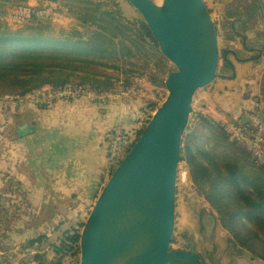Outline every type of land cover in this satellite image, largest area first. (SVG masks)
<instances>
[{
  "label": "water",
  "instance_id": "obj_1",
  "mask_svg": "<svg viewBox=\"0 0 264 264\" xmlns=\"http://www.w3.org/2000/svg\"><path fill=\"white\" fill-rule=\"evenodd\" d=\"M127 1L140 14L174 70L164 80V99L116 164L88 211L79 233L77 264H208L193 251L171 250L170 242L175 225L179 152L193 114L194 96L213 81L229 77L217 72L216 29L204 0ZM235 20L243 26L233 31L243 49L252 54L240 58L237 49L232 48L226 53L242 64H260L263 46L248 47L246 43L249 18ZM224 59L235 75L232 61L226 56ZM247 121L248 116H244L240 124ZM34 127L35 120L24 132ZM213 222L216 225L214 216ZM234 248L228 243L221 257H239Z\"/></svg>",
  "mask_w": 264,
  "mask_h": 264
},
{
  "label": "rangeland",
  "instance_id": "obj_2",
  "mask_svg": "<svg viewBox=\"0 0 264 264\" xmlns=\"http://www.w3.org/2000/svg\"><path fill=\"white\" fill-rule=\"evenodd\" d=\"M204 2L205 5L208 6L207 8H209L210 5L208 0H204ZM95 5L98 7V10L111 9L117 16H122L128 21H142L140 14L128 3L127 0H0V20L11 30L26 28L23 32L27 33L30 31V28L42 27L46 34L54 36L59 40L62 38L73 37L75 41L79 36L84 39L87 38L91 31L95 29L91 24L82 25L80 19L81 16L86 15L89 12V9ZM248 8L254 9L255 11L257 10L255 14L264 11L263 5L256 0H252L251 7ZM208 10L218 37L219 61L217 72L221 74L225 71L224 69H227L228 67L224 59L225 56L233 62L236 61L234 60V56L230 53H226L228 48L237 49V55L240 58L250 56L251 52L247 49H243L239 37L234 34V31L230 26L229 20L222 17V11L218 14V12L213 9L209 8ZM248 10L249 9L244 10L243 14L247 13ZM71 32H74L73 36ZM79 33H81V35ZM138 43V51L134 57L119 59L111 64V66H96L92 71L95 73L97 79H114L116 85L111 89L112 91L117 92L121 89L126 91L129 95H136L142 88L145 89L147 86L144 81H151L153 84L160 87L157 96L154 98L156 101L153 102V105L155 104L156 108L166 95L164 80L168 73L174 70V66L161 54L157 45L155 46L147 36L138 38ZM250 62L252 64L256 63V61ZM216 81L217 80L213 81L206 88L198 90L194 96L192 104L193 114L190 117L189 124L185 131V134L191 136V138H187V140L191 145L193 153L197 148V145L204 146L207 149L215 146L217 150H223L222 147L215 145L214 140L208 138L213 136L214 133H211L203 126L201 116L217 121L222 127H224L223 125L227 122L240 124V121L244 117V114H241L239 119L230 121L217 112L219 106L217 101H200L199 98L202 95V91L208 89V87ZM106 92H108V90ZM18 99L19 98L16 96L9 95L0 97V264H21L20 261H23L30 256V252H24L20 245L28 240V236L38 235L40 230L33 231L32 223L37 222V227L43 229V226H48L47 221L49 219L45 218L46 213H44L38 219H36V217L35 220H31L32 216L35 217L37 215L38 205L35 207L34 212L29 208V202L26 195L27 192L23 190L24 187L22 186L23 180L26 183H29V181L32 183L33 178H36L35 172H38L36 168H38L39 161L44 159L43 152L45 151L43 147V149H41L39 142L45 139L40 138L41 136H38V132L33 130L31 132L21 133L22 135L20 136L23 137L20 139L11 140L8 132H6L7 126L10 124L13 116L22 109H29L27 104L23 106L19 101H15ZM33 102L36 106H46L45 103L39 102L37 96H34ZM12 107L16 110L12 111ZM153 111L149 112V115H145L144 119L146 116L148 119ZM45 132L46 130L43 129L42 133ZM227 139L231 141L229 137ZM28 141H30L31 144H29ZM188 141H185V143H188ZM220 141H223V139L218 140V142ZM236 146L237 147L232 148L235 151V154L244 160L245 165H249V159L251 158L249 154V156L247 155L248 152L241 145L236 144ZM241 151H244V155L241 154ZM28 167L33 168L34 170L32 169L31 172H29ZM113 169L114 166L111 171ZM185 169L187 170L185 164L179 162L176 183V214L174 231L170 242L171 250H176L180 247H187V239H190V242L191 239H196L201 243V236L198 228L199 214L202 210L212 213L214 219L218 221L216 212L213 211L208 203L194 191L188 171L187 175L184 172ZM46 172H48V170ZM109 175L104 179L98 193ZM55 186L57 188H54V190L57 191L59 195L61 194L66 201L57 202L54 204V207L50 204L42 209L44 212H46L47 209L51 212L56 208L65 209L67 205H69L70 208L74 205V187L68 189V191H60V188L63 186ZM64 186L66 187L69 185ZM68 199H70V201ZM94 201L95 200L93 199L90 204L94 203ZM90 204L87 206H90ZM38 214H40L39 211ZM87 215L88 211H85L82 214V218L79 220L84 222ZM57 219L59 220V218ZM57 219L55 220L54 225L57 224ZM38 220H41L42 222L41 227H39ZM51 227L53 226H50V228ZM55 227H57V225ZM241 227L243 228V225H241ZM65 232L66 231L52 233V235L47 237V242H43L41 247L39 246L37 249L42 250V248H46L45 251L47 252V244L50 246L58 244L61 236L65 238ZM215 242L217 243V247L221 254H223L224 249L227 248V245L230 242L235 246L234 254L237 252L240 253L244 250L231 238L228 232L224 230L220 224L217 227ZM23 253H27V256H22ZM216 257L217 262L219 258L218 256ZM57 258L58 256H55L51 247L47 260L55 262ZM77 263L78 255L77 258H75V262L74 258L70 257L64 260V264ZM250 263L251 260L249 257H240L239 264ZM253 263L264 264L262 260H255Z\"/></svg>",
  "mask_w": 264,
  "mask_h": 264
},
{
  "label": "trees",
  "instance_id": "obj_3",
  "mask_svg": "<svg viewBox=\"0 0 264 264\" xmlns=\"http://www.w3.org/2000/svg\"><path fill=\"white\" fill-rule=\"evenodd\" d=\"M80 19L82 25L91 24L95 29L87 38L79 36L75 41L73 37L59 40L46 34L42 27L30 28L27 33L23 32L26 28L11 30L0 20V97L24 98L37 91L67 86L98 93L110 91L116 81L97 79L92 71L94 67L111 66L119 59L134 57L139 47L138 38L147 36L156 46L143 21H128L111 9L98 10L95 5ZM71 33L73 36L74 32ZM155 106L149 102V112ZM40 107L46 108L45 105ZM147 120V117L142 120L136 138ZM201 121L214 133L208 138L223 150L197 145L193 153L187 140L191 136L185 134L179 162L185 164L196 194L216 212L220 226L251 259L264 261V171L249 157V165H245L232 149L237 143L227 139L217 121L203 116ZM221 139L223 141L218 142ZM241 154L244 155V151ZM82 225L83 221L78 223L77 229H68L58 244H47L48 250L52 247V252L58 256L55 262L47 260L46 248L37 249L47 242L46 235L29 238L20 247L35 249L29 259L37 264H64L65 259H75L79 254Z\"/></svg>",
  "mask_w": 264,
  "mask_h": 264
},
{
  "label": "crops",
  "instance_id": "obj_4",
  "mask_svg": "<svg viewBox=\"0 0 264 264\" xmlns=\"http://www.w3.org/2000/svg\"><path fill=\"white\" fill-rule=\"evenodd\" d=\"M251 1L208 0L209 8L218 12V14L222 11V17L229 20L233 30H238L243 26L241 21L235 22L236 18L248 17L247 25L250 29L246 33L247 46L253 45L259 48L261 45L264 53V11L255 14L257 10L248 8L251 7ZM243 8L244 10L249 9L247 13L243 14ZM235 62L232 61L235 75H232V71L228 66L221 74L229 77L218 79L208 89L202 91L200 101H217L218 111L216 108L215 110L230 121L239 119L241 114L249 116L250 113L254 112H260L264 117V57L257 65L251 64V62L244 64ZM144 83L147 86L145 89L142 88L136 95L122 92L107 101L83 96L71 101H55L49 105L46 104V108H42L40 105L36 106L33 102L34 96L38 92L19 98L20 100H15L22 103L23 106L27 104L29 109L18 111L12 120L24 117V120L26 119L28 122L23 121L22 123H25L23 127H32L33 120H35L34 131L38 132L40 138L45 139L39 142L41 149L44 148L45 151L43 152L44 159L39 161L38 168H36L38 170V172H35L36 178H33L32 183L22 181L23 190L27 192L29 208L34 212L35 207L38 205V211L40 212L38 214L37 211V215L32 216L31 220H35L36 217L38 219L44 213H46L45 218H49L47 221L48 226H43V229L37 227V222L32 223L33 231L40 230L38 235L48 237L52 233L77 229L78 223L82 221L79 219L82 218L85 211L90 210L88 208L93 204L90 203L93 199L95 200L100 186L112 169L107 160L106 135L112 127L120 128L128 133L132 131L137 133V123L149 114L148 103L156 101L154 98L157 96L160 87L151 84L149 81H144ZM94 93L99 96L107 92ZM14 110L16 109L12 107V111ZM43 129L46 130L45 133H42ZM9 136L11 140L23 137L20 135L13 137L14 133L12 132ZM28 143L31 144L30 141ZM32 169L28 167L29 172ZM47 170L48 172H46ZM55 185L63 186L60 191H68V189L74 187V205L71 208L67 205L65 209L56 208L51 212L47 209L44 212L42 210L44 207L50 204L54 207L57 202L66 201L61 194L59 195L54 190V188H57ZM64 185L69 186L65 187ZM68 200L70 201V199ZM89 204L90 206H87ZM56 219L57 224L54 225ZM38 222L39 227H41V220H38ZM56 225L57 227H55ZM218 225L219 223L216 221V228ZM50 226L53 227L50 228ZM36 236L30 235L27 239ZM23 251L30 252L29 255H32L35 249H25ZM49 252L50 250H47V256H49ZM240 253L238 252L239 257L233 256L234 261L231 264H235L236 258H238L236 264H239L240 257L243 256L250 258V264H254L255 260H259L251 259L245 250ZM31 255L20 261V263L37 264L30 261ZM22 256H27V253H23Z\"/></svg>",
  "mask_w": 264,
  "mask_h": 264
},
{
  "label": "built area",
  "instance_id": "obj_5",
  "mask_svg": "<svg viewBox=\"0 0 264 264\" xmlns=\"http://www.w3.org/2000/svg\"><path fill=\"white\" fill-rule=\"evenodd\" d=\"M36 95L39 102L50 104L55 101H71L79 97L88 96L92 99L107 101L115 95L125 92L124 90L107 92L97 96L94 91L88 89H80L78 87L67 86L61 89H46L37 91ZM35 93V92H34ZM142 122L136 125L137 131L141 128ZM229 139L241 145L250 155L251 160L257 167L264 171V117L260 112H254L248 116L246 124H236L227 122L223 125ZM136 131L125 132L117 127L112 129L106 135L107 144V160L111 168L124 157L130 146L136 140ZM187 175V170L185 169Z\"/></svg>",
  "mask_w": 264,
  "mask_h": 264
},
{
  "label": "flooded vegetation",
  "instance_id": "obj_6",
  "mask_svg": "<svg viewBox=\"0 0 264 264\" xmlns=\"http://www.w3.org/2000/svg\"><path fill=\"white\" fill-rule=\"evenodd\" d=\"M258 3H260L264 7V0H261ZM23 121H25V123L28 122V120H24V117L13 119L12 123L7 126L6 132H8L9 135L10 132L14 133L13 137H18L19 135H22L23 133H25L24 131L27 128V126L23 127L25 125V123H22ZM198 231L201 236V243L196 239H191V242L189 241L190 239H187V247H180L176 250L193 251L196 254L200 255L202 258L206 259L205 262H208V264H231L232 259L228 260L221 257L222 254L220 253V250L217 247L218 245L215 242L217 228L213 222V216H211V214L209 212H206L205 210H202V212L199 214ZM216 256H218L219 258L217 262Z\"/></svg>",
  "mask_w": 264,
  "mask_h": 264
}]
</instances>
